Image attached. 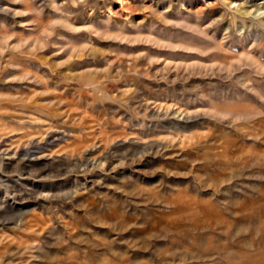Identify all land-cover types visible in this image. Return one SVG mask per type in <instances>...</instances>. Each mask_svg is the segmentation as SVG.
<instances>
[{
    "label": "rangeland",
    "instance_id": "rangeland-1",
    "mask_svg": "<svg viewBox=\"0 0 264 264\" xmlns=\"http://www.w3.org/2000/svg\"><path fill=\"white\" fill-rule=\"evenodd\" d=\"M0 264H264V0H0Z\"/></svg>",
    "mask_w": 264,
    "mask_h": 264
}]
</instances>
